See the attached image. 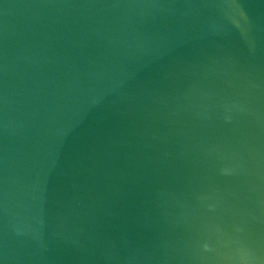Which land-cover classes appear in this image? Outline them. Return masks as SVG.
<instances>
[{
  "label": "water",
  "instance_id": "95a60500",
  "mask_svg": "<svg viewBox=\"0 0 264 264\" xmlns=\"http://www.w3.org/2000/svg\"><path fill=\"white\" fill-rule=\"evenodd\" d=\"M0 264H264V0H0Z\"/></svg>",
  "mask_w": 264,
  "mask_h": 264
}]
</instances>
